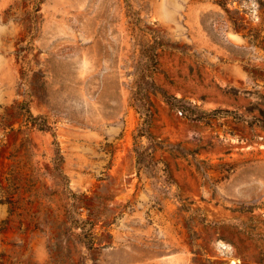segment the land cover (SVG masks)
Returning <instances> with one entry per match:
<instances>
[{"label":"rangeland","instance_id":"374dc122","mask_svg":"<svg viewBox=\"0 0 264 264\" xmlns=\"http://www.w3.org/2000/svg\"><path fill=\"white\" fill-rule=\"evenodd\" d=\"M0 264H264V0H0Z\"/></svg>","mask_w":264,"mask_h":264},{"label":"trees","instance_id":"16d2710c","mask_svg":"<svg viewBox=\"0 0 264 264\" xmlns=\"http://www.w3.org/2000/svg\"><path fill=\"white\" fill-rule=\"evenodd\" d=\"M151 59H155V53L148 55ZM150 89H153L154 91L158 89V87L154 84V82H152L146 72H142L140 74V77L138 78V80L136 81V92H135V100L138 103V108L140 110H143L144 114L146 115V121H145V125L146 127L141 128L140 130V134L139 136H143L145 134L148 135L149 139L152 140L153 142H155V138L149 133L148 127L150 126V121L152 118V111L149 107L148 102L145 99V95L146 92ZM216 112L211 113L210 115H214L216 114ZM34 124H36L37 126H39L41 129L43 130H47L50 129V126L47 125L46 122H42V123H37L36 120L34 119ZM136 162L138 164H147V162L149 163L150 161H147L148 156H144V153H140L139 150H136ZM56 161V170L60 171V164L63 161V156L61 155V153L59 152L57 155V158L55 159Z\"/></svg>","mask_w":264,"mask_h":264}]
</instances>
